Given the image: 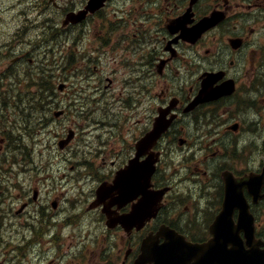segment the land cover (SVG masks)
<instances>
[{
	"label": "flooded vegetation",
	"instance_id": "af4514ba",
	"mask_svg": "<svg viewBox=\"0 0 264 264\" xmlns=\"http://www.w3.org/2000/svg\"><path fill=\"white\" fill-rule=\"evenodd\" d=\"M38 1L32 8L36 19L25 16L24 23L37 26L43 36L55 31L56 73L60 79L70 73L75 89L86 80L94 101L67 98V87L56 95L58 111L65 112L58 120L70 117L79 128L76 138L86 140L79 152L87 159L82 165L88 174L100 175L106 166L103 181L113 182L155 123L168 125L140 158L158 159L150 190L163 192L145 226H108L135 213L142 194L121 206L107 198L106 215L103 207H87V216H101L106 226L101 235H118V264H134L147 237L170 230L203 245L202 255L232 254L237 246L231 235H239L249 250L246 235L252 224L258 250L264 252V179L257 185L245 181L264 170V0L193 5L192 0H108L106 14L68 27L40 12ZM86 2L71 8L63 0L57 14L79 12ZM212 14L219 15L216 24L189 37L188 31ZM24 47L10 49V66L19 76H26V60L34 62ZM203 82L212 88L231 86L232 92L196 103ZM104 137L106 144L98 147ZM28 182L0 170V264H47L45 235H62L63 217L84 215L76 213L77 205L64 210L56 195L52 203L42 199V191L33 196ZM212 235H220L219 240ZM51 244L60 248V238Z\"/></svg>",
	"mask_w": 264,
	"mask_h": 264
},
{
	"label": "rangeland",
	"instance_id": "374dc122",
	"mask_svg": "<svg viewBox=\"0 0 264 264\" xmlns=\"http://www.w3.org/2000/svg\"><path fill=\"white\" fill-rule=\"evenodd\" d=\"M14 0H0V36L3 34V36L6 38V36L9 34V32L12 30L13 23L16 20L13 17L16 14H12L10 12V8H8ZM12 19H15L14 21ZM0 38V42H1ZM43 51H45V48L37 47L35 49L30 48L28 46L24 47V52L26 55H28V59L34 60L33 64L29 63L28 60L25 62V70H27L26 76L36 75V72H38V69L40 66H42V63H44L47 59H50L49 55L54 54H43ZM12 59L8 58L5 60L4 63L0 64V76L3 72H7V68L10 65V62L12 63ZM51 64V62L49 63ZM52 71L53 69H49ZM25 76V78H26ZM57 77L52 78V82L54 83V90L56 92V95L60 92L57 90V86L63 82L68 81L70 84L77 83L75 79L72 76H68V78L61 77L58 74H56ZM28 77V78H29ZM14 76H2L0 79V105L6 103V99L8 96V90L10 89L11 84H13ZM34 81H30L32 84ZM23 84V81H21ZM25 88L21 91H24L23 95L28 94H35L36 91H39V87L36 85H33L30 87V89H27V79L24 81ZM73 88V87H72ZM26 89V90H25ZM70 94H73V91H71ZM52 95V94H49ZM85 96V95H84ZM44 98L46 96L44 95ZM56 98V96H55ZM68 98V96H67ZM55 101V100H54ZM44 107L45 105H48L52 107L50 109L52 122H50V127L46 131V128H43V125H39L41 120V114L44 111V107L40 106V102H35L33 106L29 110L22 111V114H18V110L14 111L13 119L17 118L18 116L28 115V120L31 122L34 126L37 128L32 132L34 134L33 138L29 141H26V145H23L27 148V151L30 153L29 157L30 160L28 165H31L34 167V170H31V168L22 167L20 169L16 168L19 167L17 165L18 163L23 164L25 161L24 157H18L13 158L14 161L9 160L7 150L6 148L0 147V170H3L4 172L6 170H9V172L14 174V180H19L20 182H24L27 177H33V179H36V181H31L33 187L34 185L37 186V190L42 191V199L48 198V201L51 203L55 201L54 198L55 195H58L60 200L64 202V208L66 205L73 204L74 202L82 201L79 203V207L81 210L85 207V200L90 199L91 192L95 190L97 184H98V178L94 175H85V170L83 169V172L80 173L75 169V172L72 171L73 163L71 161H67L65 159L66 156H72L74 148L81 147V140L74 139L71 141L69 146L65 148V150L60 149V142H56L55 139H50L46 136L47 132H52L54 138H56L55 135V128L61 127L62 130H73L74 131V123L70 117H66V121L63 120H57L54 118L53 113L54 111L59 110V103H52V101H48L45 99L44 101ZM22 109H25L22 104L20 105ZM27 108V105H25ZM1 109V106H0ZM4 113V112H3ZM1 115V110H0ZM54 119V120H53ZM39 125V126H38ZM114 125L113 123H110V126ZM118 127H115V130H118ZM20 134L18 132H15V137H19ZM99 146L98 147H104L106 144V137L104 139L99 140ZM55 146L57 149L60 150V157L58 160L53 156V151L55 150ZM34 163H38L39 167H42L44 164L51 165V168L48 173H46V170H43L42 168L36 167ZM43 164V165H41ZM26 165V166H28ZM44 167V166H43ZM15 171H12L11 169H14ZM42 172L43 175L38 176V173ZM39 180V181H38ZM32 187V188H33ZM39 188V189H38ZM34 189V188H33ZM78 220L76 221V218H71L69 220H66V222L63 223H72L67 228L63 229V241L65 242V251L72 253V255H76L77 257V263L78 264H106V260L110 264H114L117 258V251L114 247L115 244H120V241H116L111 237H108L106 235H95V231L102 232L103 226L101 225L98 216H92V220L94 221V224L91 227V230L83 226L82 217H77ZM21 226L24 227L25 219H23L21 222ZM81 227V228H80ZM80 228V229H78ZM76 235H66L71 232H75ZM91 231V232H90ZM91 233L90 235H86L87 233ZM68 236H75L76 237V243L77 246L71 245V242H74L71 238H68L67 240L64 239ZM110 240V241H109ZM106 241L110 242L107 244V252H106ZM2 241L0 240V243ZM114 245V247L112 246ZM110 251V252H109ZM0 254H1V247H0ZM64 255H66L65 252H63ZM39 261L35 262V264H40ZM43 264V262L41 263Z\"/></svg>",
	"mask_w": 264,
	"mask_h": 264
},
{
	"label": "water",
	"instance_id": "95a60500",
	"mask_svg": "<svg viewBox=\"0 0 264 264\" xmlns=\"http://www.w3.org/2000/svg\"><path fill=\"white\" fill-rule=\"evenodd\" d=\"M102 1L92 0V8L90 9L93 11L94 8L100 7ZM154 130L139 147L151 145V141H155L160 136L162 129L158 125ZM150 161L140 165H137L139 163L137 160L135 161L137 164L131 162L127 170L118 173L113 186L102 185L98 190V203L100 204L106 200V191L115 190L121 196H125L130 195L136 189L145 190L154 171V166ZM163 237L166 241L162 245L154 242L153 238L146 239L142 246V255L136 264H217V262H223L227 258L224 254L212 255L207 253L203 256L200 254V246H192L178 235H163ZM199 255H201V258ZM254 260H256V256H254Z\"/></svg>",
	"mask_w": 264,
	"mask_h": 264
},
{
	"label": "bare ground",
	"instance_id": "6f19581e",
	"mask_svg": "<svg viewBox=\"0 0 264 264\" xmlns=\"http://www.w3.org/2000/svg\"><path fill=\"white\" fill-rule=\"evenodd\" d=\"M40 15V14H39Z\"/></svg>",
	"mask_w": 264,
	"mask_h": 264
}]
</instances>
